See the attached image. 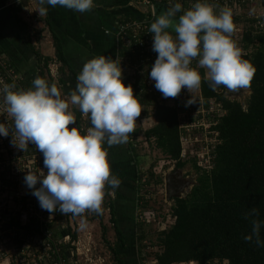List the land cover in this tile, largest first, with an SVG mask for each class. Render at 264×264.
Returning a JSON list of instances; mask_svg holds the SVG:
<instances>
[{
	"label": "clouds",
	"instance_id": "9594fccd",
	"mask_svg": "<svg viewBox=\"0 0 264 264\" xmlns=\"http://www.w3.org/2000/svg\"><path fill=\"white\" fill-rule=\"evenodd\" d=\"M60 5L80 13L92 10L93 0H39V15H46L44 5ZM217 8L219 11L217 12ZM182 5L175 3L151 23L152 50L158 56L149 76L164 98H176L183 89L189 93L201 87L203 79L216 90L223 85L230 92L250 87L256 69L246 59L244 50L233 39L236 25L233 11L216 4L197 2L180 15ZM255 9L252 10V13ZM171 30V31H169ZM176 35H173L172 33ZM198 59L197 68L191 67ZM27 90L5 84L4 111L13 119V146L26 150L34 144L42 153L47 174L27 172L24 182L43 210L49 213L81 215L86 211L102 214L106 185L119 187L107 159L108 146L126 143L135 130L142 106L131 84L125 86L121 61L98 56L87 61L78 74L70 95L62 97L55 83L40 77ZM191 99L187 104H193ZM186 104V106H187ZM75 106L87 117L91 127L85 135L76 127ZM9 127L0 123V135L8 137ZM39 183V187H36ZM252 209L245 218L258 216ZM252 232L246 241L264 246L260 239L261 223L252 219Z\"/></svg>",
	"mask_w": 264,
	"mask_h": 264
},
{
	"label": "trees",
	"instance_id": "16d2710c",
	"mask_svg": "<svg viewBox=\"0 0 264 264\" xmlns=\"http://www.w3.org/2000/svg\"><path fill=\"white\" fill-rule=\"evenodd\" d=\"M206 1L204 3L225 7L224 0L215 3L212 0ZM197 2L201 1L172 0L169 5V0H152L156 7V15L154 18L150 17L149 27L159 15L175 3L182 5V11L176 16L178 21L179 16ZM238 6L245 9L248 4ZM228 7L232 8L234 5ZM233 21L237 23L241 22V19L233 17ZM245 23L248 25L241 33L240 40L236 39V35H233V39L244 50L245 55L242 58L248 60L256 69L248 87L251 95L245 108L240 102L225 96L226 88L223 85L213 90L209 86V81L203 79L205 69H198L202 76L200 93L204 106L208 109L210 102L214 100L220 113H225L220 118H216L217 122L212 128L219 133L220 143L213 152V167H210L209 171L204 170L200 173L197 183L185 198L174 199L171 216L175 218V222L168 230L165 229L158 234L157 246L162 252L155 254L156 264H214L215 261L221 264L224 261L227 264H264V246H258L255 237L252 241L244 239L252 232L251 220L258 219L261 223L260 239L264 241V15L252 16ZM122 24L127 25L125 22ZM172 34L176 35L174 32ZM128 39L130 42L125 45L122 56L126 57L133 66L141 65L140 49L131 42V35H128ZM54 40L56 62L67 66L60 42L56 37ZM30 47L36 54L39 65H42V71L48 74L49 65L53 60L41 56L34 46L30 45ZM5 54L0 48V57L3 58L6 67L18 75L19 70L16 65ZM153 64L154 62L143 64L133 75L123 79V82L125 86L132 85L134 95L142 108L154 109L153 116L157 123L150 130L145 131L146 141L154 142L157 150L168 160L176 162L177 169H182L185 163L182 158L183 130L180 127V106L187 102L190 96L181 93L176 98H164L155 88V84L150 88L152 92H149L147 81L150 79L149 73ZM1 67L0 71L6 77L7 83L16 86L13 91L31 88L29 83L22 79L14 82L9 78L6 69ZM193 68H197V65ZM49 80L53 81V78L50 77ZM179 97H182V101L178 100ZM82 115L81 112L77 114L76 124L79 126ZM0 123L8 126L10 132L15 131L14 121L7 112H2ZM139 134L137 129L128 134L127 141L131 144L130 148L134 155L135 141ZM24 154L31 157L42 155L34 144L27 147V153ZM135 156L137 158V155ZM43 159L44 157L42 164H44ZM3 176L7 175L3 174ZM6 184L10 185L9 182ZM112 191L113 187L106 185L105 195L110 197L106 207L110 209L117 239L124 242V235L118 227L114 203L110 196ZM154 205H157V202H144L142 210L154 211L157 220L158 211ZM252 209H257L259 215L246 219V214ZM139 223L138 229L141 234L138 240L141 243L145 241L147 235L142 231L143 224ZM13 227L17 231L25 227V234L32 230L31 226H21L20 223ZM24 233L22 231L19 233L21 243Z\"/></svg>",
	"mask_w": 264,
	"mask_h": 264
},
{
	"label": "crops",
	"instance_id": "0c3cea01",
	"mask_svg": "<svg viewBox=\"0 0 264 264\" xmlns=\"http://www.w3.org/2000/svg\"><path fill=\"white\" fill-rule=\"evenodd\" d=\"M93 2L95 7L85 13L60 5L53 7L46 4L44 5L47 8L46 15H39V0H0V48L16 65L20 78L28 82L31 88L33 80L40 77L45 79L49 86L55 82L61 95L63 94L62 97L68 96L75 89L78 74L84 64L98 56L119 59L123 79L134 74L136 68L122 56L126 45L121 35L122 23H146L145 21L150 19V7L138 4V0H93ZM29 16L33 17L31 19L33 25H30V20L27 19ZM54 37L60 42L67 66L56 62ZM30 45L34 46L41 56L54 61L49 65L48 74L42 71V65H39L38 58ZM50 77L53 81L49 80ZM153 112L154 109L151 107L142 108L141 116L138 118L143 116L151 118ZM104 147L108 153L107 159L112 174L120 181L119 187H113L111 193L118 227L124 235V242L117 239L118 246L113 250L116 256L114 257L117 258V264H143L140 262V254L135 251L132 239L139 223L136 214L142 212L144 215H150L151 217L148 218L151 219L154 211L142 210L144 204H140L142 202L140 189L134 184L140 175L141 162L132 153L128 141L113 146L105 143ZM150 223H153V220H146L144 224ZM54 229L62 237L68 233L65 228L62 230L54 226ZM73 239L75 242L80 241L81 235L75 232ZM93 248H96L95 245ZM88 251L91 260H102V257L94 258L95 250L92 248ZM83 257L82 252L81 254L76 252L74 255L78 261L83 260L79 262L80 264L86 261Z\"/></svg>",
	"mask_w": 264,
	"mask_h": 264
},
{
	"label": "rangeland",
	"instance_id": "374dc122",
	"mask_svg": "<svg viewBox=\"0 0 264 264\" xmlns=\"http://www.w3.org/2000/svg\"><path fill=\"white\" fill-rule=\"evenodd\" d=\"M231 9L233 11V17L241 19V22L235 23L236 31L234 33V35H236V39L240 40L241 33L248 25L245 23L246 20L248 18H252V16L264 15V0H259L256 3L249 4L245 9H242L238 5L232 7ZM253 9H255L254 13H252ZM27 19L30 20V25H33V21L31 20L33 19V17L29 16ZM199 89L193 90L191 93H186L188 96L192 97L194 101L193 104H188L189 107L185 108L184 111H182L183 105H181L182 107L180 106V115L184 113L180 117V122L182 123V126H184V128H182V158L185 166L182 169H177L176 162L168 160L159 150H157L154 142L152 143L150 141H146L144 135L145 131L150 130L157 123L154 116H152L151 118H144L143 116L142 118H138L136 121L135 129L139 130L140 134L135 141V155H137V159L141 162V165L140 175L138 176L134 184H136L138 189H140L139 193H141L142 197V202H140V204H144V202L155 201L157 202V205L154 206L158 211V219L156 222L150 223L148 225L139 223L143 224V226H141L142 231L147 235L145 241L140 243L138 240L139 235L141 234L138 226L132 238L133 243L135 244V251L140 254V262H142L143 264H156L154 261V256L155 254L162 252V249L157 246L159 244L158 234L165 229L168 230L175 222V218H171L170 215L171 208L174 205V198H171L170 201L167 200L165 187L166 177L176 172L182 173V178L186 179L190 183V186L186 187L185 192L183 193V198H185L197 183V179L200 173L204 170L209 171L210 167H213V152L215 147L219 145L220 140L219 133L213 131L212 128L217 122L216 118H220L225 113H220V111L217 110L214 100L210 102L212 108H214L211 114L208 115L206 113L204 114L203 112L199 113L198 111H200L201 108H206H204L203 102L201 104L197 103V99H201V93ZM240 91L241 93L239 96H237L235 99L230 100H236L246 108V102L251 95V90L245 88L241 89ZM178 100L182 101V97H179ZM71 107L75 117L77 118V114L78 112H80V110L75 106ZM2 112H5L3 104L0 106V117L2 116ZM203 122L206 125L200 126L199 124H202ZM73 126H76L81 131V134L84 135L87 133L88 128L91 127L87 117L83 115L81 125H70V127ZM12 132L14 131H11L8 137L0 135V176H2L3 174L11 176L13 173H18L17 177L15 178H18L19 180V182H17L15 186H5L4 189L0 186V249L2 250V252H4L0 253V264H17V260H19L18 263L21 262V264H35L32 252L27 253L29 251H24L23 243L20 242L21 234H19L17 229L13 227V225L17 223H20L21 226L24 224L29 225L27 221L20 220V214L14 213V211L18 209V204L21 199L24 200V203L31 202V200L30 198L25 197L20 198V196H17V193L19 192H13L11 193V195L10 192L11 189L15 191L20 188V190H22V195L25 194V191L29 189L24 182V177L27 172L31 171L39 174L40 170H43L46 175L48 169L45 168L42 162H40V164L35 162V157H42L41 154L31 157L28 154H24L27 153V149L23 151L12 145ZM30 145L31 144H29L27 147L29 148ZM12 157H27L30 158V162L27 163L26 160H24L21 163H18L17 160H12ZM7 164L10 165L7 166ZM34 164H37L36 168L34 167ZM195 166H197V168ZM110 196L112 198V193ZM108 200H110V197L108 198L105 195L102 204V214H96L95 212L86 211L81 215H74L72 213L62 214L58 211L54 215L56 219L53 222V226H58L62 230H68V233L71 234L72 239L75 232H77L81 235L80 241L82 247L84 248V251L90 250L92 248L93 250H95L93 251L95 252L94 256H96L94 257L95 259H97L98 257H102V260L100 259V261H95L94 259L91 260V256H89L90 253L87 252L83 257V259L86 260H84L85 263L83 264H117V258H115L116 256L113 250L117 248L118 241L116 232L114 230V225L111 221L110 209L106 207V203ZM21 206L23 207L22 204ZM141 213L137 212L136 216H138L139 218ZM50 214L51 213H47L46 215ZM13 215L14 217H12ZM8 217H11V221L8 220ZM142 217H145V215L142 214ZM34 218H32L31 220L32 224L36 226L37 218ZM71 241L75 242V240ZM87 244L93 245L89 246ZM94 245L96 247L95 249L93 248ZM69 249L70 248H68V251H70ZM72 260L73 259L70 260V263H72ZM105 260H107V262H105ZM75 261L78 260L75 259ZM80 261L83 260H79V262ZM214 264L221 263L219 261H215ZM222 264H227V262L224 261Z\"/></svg>",
	"mask_w": 264,
	"mask_h": 264
},
{
	"label": "built area",
	"instance_id": "2783aa9c",
	"mask_svg": "<svg viewBox=\"0 0 264 264\" xmlns=\"http://www.w3.org/2000/svg\"><path fill=\"white\" fill-rule=\"evenodd\" d=\"M201 2H207L206 0H198ZM214 3L217 2L218 0H212ZM225 1V7L227 6H237L239 4H253L256 3L259 0H224ZM263 1V0H262ZM138 4L140 5H146L149 6L151 11H150V17L154 18L156 15V8L155 5L152 3L151 0H138ZM171 4V1H169V5ZM146 23L144 24H137V23H130L127 24L126 26L122 27V31H121V35H122V39L124 40V43L127 44V42H130L128 39V35H131V42L136 45L139 49H140V57H139V61L140 64L134 65V67L136 68V70H138L143 64H147L150 62H155L158 53L154 52L152 50V45H153V34L149 32V21H145ZM198 66V59L193 60L191 67L194 66ZM0 66H2L1 68L6 69V72L9 76L10 79H12L14 82H18V80H20V76L16 75L14 72H12V70H10L9 67H6L7 65L3 62V58L0 57ZM6 67V68H5ZM6 77H4L3 73L0 71V88H3V86L5 84H8L6 81ZM155 84V81L152 80L151 78L147 81V86L149 88V92H152V89H150L153 85ZM188 90L187 89H183L181 91V93H187ZM191 99V97L188 98V101ZM199 104H201L203 102L202 98L201 99H197ZM2 102V103H1ZM215 102V101H214ZM196 103V104H197ZM3 104V93H0V106ZM187 103H183V107H182V111H184L185 108H188L189 105ZM204 106V104H203ZM215 106L218 108V106L215 103ZM205 108V106H204ZM206 109V108H205ZM200 109V111H198L199 113L203 112L204 114H211L213 109L212 105L210 103L209 108L208 109ZM218 110V109H217ZM219 111V110H218ZM184 114V113H183ZM181 114L180 117L183 115ZM200 126H205L206 124L203 122L202 124H199ZM211 126V124H210ZM181 129L184 128V126H182V123L180 125ZM36 161L38 164H40V162L42 161V157H35ZM30 158L27 157H12V160H17L18 163H21L22 161L26 160L27 163L30 162L29 160ZM32 162V163H35ZM31 164V163H30ZM10 164H7V166H9ZM37 164H34V167L36 168ZM13 173V171H12ZM18 173L15 174L13 173L11 176H0V186L1 188H5V186H15L17 184V182H19L17 177ZM14 177V178H13ZM17 179V180H15ZM6 182H9L10 185L6 184ZM39 183L37 184L36 187H39ZM13 192H19L17 193V196H20V198H30L31 202H23L24 200L21 199V201L19 202V206L18 209L16 211H14V213H19L20 214V219L21 220H25L28 222L29 225H22V226H31V229L29 232H27L26 234L24 233V228L22 227V230H19L18 233H24L25 235H22V243L24 246V251H29L27 253L32 252L33 257H34V263L35 264H79V261H75L74 259V255L75 253H83V255H85L87 253V250H83L84 248L81 245L80 241H76V242H72V236L71 234H67L65 237L60 236L59 234L56 233L54 226H53V222L55 221V214L58 212L56 211L55 213H51L50 215H46L47 213H49L46 210H43L40 207L39 201L38 199L32 195V189H28L27 191H25V194L22 195V190L17 189V190H13L11 189L10 195ZM21 204L23 205V207L21 206ZM11 213V212H9ZM41 214V215H39ZM171 215V214H170ZM23 216V217H21ZM150 215H145V217H142V213L140 214L138 221L139 222H143L145 223L146 220L150 221L152 219L153 222H156V215L154 214V216L149 219ZM14 217V215L12 216ZM36 217L37 218V222H36V226L34 224H32V218ZM151 217V216H150ZM146 218V219H145ZM171 218H173L171 216ZM35 219V218H34ZM8 220L11 221V217H8ZM171 224V222H170ZM173 225V224H172ZM15 236V235H14ZM70 248L68 251V248ZM31 250V251H30ZM2 252V250L0 249V253ZM4 253V252H2ZM70 253V256H69ZM88 253H90L88 251ZM72 260V263H70V260ZM19 260H17V264H21L18 263Z\"/></svg>",
	"mask_w": 264,
	"mask_h": 264
},
{
	"label": "water",
	"instance_id": "95a60500",
	"mask_svg": "<svg viewBox=\"0 0 264 264\" xmlns=\"http://www.w3.org/2000/svg\"><path fill=\"white\" fill-rule=\"evenodd\" d=\"M248 89V88H247ZM241 91L239 90L238 92H230L228 89L226 90V96L228 99H235L237 96H239ZM178 182L181 185L180 188L178 189H173V183ZM166 182V195H167V200L170 201L171 198L174 199H182L183 198V193L185 192L186 187L190 186V183L182 178V173L181 172H176L170 176H167L165 179Z\"/></svg>",
	"mask_w": 264,
	"mask_h": 264
},
{
	"label": "flooded vegetation",
	"instance_id": "af4514ba",
	"mask_svg": "<svg viewBox=\"0 0 264 264\" xmlns=\"http://www.w3.org/2000/svg\"><path fill=\"white\" fill-rule=\"evenodd\" d=\"M172 185H173V186H172L173 189L175 190V189L180 188L182 184H180V183H178V182L175 181Z\"/></svg>",
	"mask_w": 264,
	"mask_h": 264
}]
</instances>
